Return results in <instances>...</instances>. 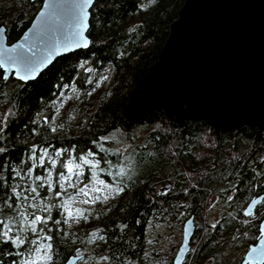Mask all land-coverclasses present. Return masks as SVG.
<instances>
[{"label": "trees", "instance_id": "1", "mask_svg": "<svg viewBox=\"0 0 264 264\" xmlns=\"http://www.w3.org/2000/svg\"><path fill=\"white\" fill-rule=\"evenodd\" d=\"M183 2L95 0L86 49L58 57L31 83H5L0 69V221L11 228L5 238L7 229L0 224V264H38L33 259L40 252L47 254L40 264H65L82 253L84 264H151L144 250L149 226L177 228L183 218L199 215L198 206L207 223L211 213L205 209L215 198L229 209L223 218L228 239L238 234L237 243L247 242L245 205L264 195V131L243 127L222 133L203 121H186L180 128L162 111L134 123L123 118L124 106L138 79L158 60ZM42 4L0 0V27L9 28L10 39L17 41ZM105 69L112 75L96 88ZM92 89L88 103L79 101L73 110L57 114L61 98L73 91L86 96ZM57 152L55 177L62 163L81 160L84 184L105 179L123 188L76 227H65L61 207L49 199L54 165L46 156ZM12 189L22 194L19 199ZM34 215L46 220L35 232ZM255 230L249 232L255 235ZM17 237L25 243H13ZM226 248L209 250L202 264L208 257L220 264L241 262L243 250L229 257ZM162 255L152 263H172Z\"/></svg>", "mask_w": 264, "mask_h": 264}, {"label": "water", "instance_id": "2", "mask_svg": "<svg viewBox=\"0 0 264 264\" xmlns=\"http://www.w3.org/2000/svg\"><path fill=\"white\" fill-rule=\"evenodd\" d=\"M42 1L18 41L8 44L7 28L0 27V60L14 56L5 50L21 44L35 54L34 78L21 80L23 71L5 65L0 67L5 83L10 76L31 83L58 57L82 51L91 42L86 33L95 0L86 8L83 39L77 35L83 0ZM157 59L138 79L123 108L127 122L162 111L180 128L186 121H203L222 133L243 127L264 131V0H184ZM263 199L249 201L244 215H253ZM193 218L183 223V241L173 264H184L190 252ZM259 233L242 264H264V219ZM80 258L72 256L65 264Z\"/></svg>", "mask_w": 264, "mask_h": 264}, {"label": "rangeland", "instance_id": "3", "mask_svg": "<svg viewBox=\"0 0 264 264\" xmlns=\"http://www.w3.org/2000/svg\"><path fill=\"white\" fill-rule=\"evenodd\" d=\"M87 64L83 63L82 68L86 67ZM111 71L110 69L104 70L102 73V77L97 79V84L96 88H100L105 83L107 82V79L111 76ZM95 88V89H96ZM93 90L91 92H88V95H82L81 91H73L70 94L64 96L61 98L60 101H58V106L55 107V110L57 114L62 113L65 109L68 108V110H73L74 105L78 104L77 102L82 101V104L88 103L89 100V95L93 93ZM96 91V90H94ZM76 113V112H74ZM46 157H48L51 162H54L52 168L49 169V185L53 186L52 188V194L49 196V199H56V204L60 206V211L61 215L65 217L64 220V225L66 228H69L71 226L76 227L81 223L82 217L84 215H88L92 210L96 209V207H99L101 204H105L106 200L108 198H112L115 193H117V187L113 184H110L105 179H99L92 181L90 183L84 184L83 179L81 177V172L80 169L82 168L83 164L82 161H75V160H70L69 162H64L63 168L59 171V174L55 177L54 171L55 169V163L58 160V155H50L48 154ZM87 160L91 161L94 160L93 156H89ZM68 167H71L73 169L72 172L68 171ZM78 171V175H75V173ZM61 173H63V176H61ZM84 189V192H81L80 190ZM57 193H59V196H57ZM87 193V195H85ZM47 199V198H45ZM47 199V201L49 200ZM87 201V203H85ZM214 203V201H213ZM213 203H210L208 213L210 212L211 207L213 206ZM206 217V215H205ZM209 219V215H207ZM215 217L211 218V222L214 224V219ZM150 227V226H149ZM150 229V228H149ZM164 229V228H163ZM162 228L157 229V233H163ZM152 230V228H151ZM162 230V231H160ZM175 231V229H174ZM152 232V231H151ZM157 233H154L153 235H156ZM149 234V233H148ZM176 232L173 234L172 239H167L165 234V238L162 237V239H159V242L157 244V247L159 250H161V255L163 257L173 255L174 254V249H172V243L177 239L176 237ZM149 235H147L148 237ZM155 241L153 240L151 242V245L154 247ZM239 252L241 251L242 244L240 243L239 246ZM152 248H144L146 251V258L150 259V263L153 264V259L150 258V256H153L152 254ZM43 255V256H42ZM41 252L37 255L34 256V261L40 264L44 259L46 253ZM160 255L158 256V258ZM202 258V262L204 261V258ZM157 259V258H156ZM155 260V259H154ZM227 263V262H225ZM77 264H84V260L77 263ZM207 264H211V261H209ZM220 264V263H219Z\"/></svg>", "mask_w": 264, "mask_h": 264}, {"label": "flooded vegetation", "instance_id": "4", "mask_svg": "<svg viewBox=\"0 0 264 264\" xmlns=\"http://www.w3.org/2000/svg\"><path fill=\"white\" fill-rule=\"evenodd\" d=\"M30 1L32 3H35L38 0H30ZM39 1H42V0H39ZM42 3H43V1H42ZM8 31H9V28L6 31V38L8 40V44H12L16 40L13 41L10 39ZM1 74H2V78H3L2 69H1ZM12 79L16 80L17 82H22L20 80L18 81L13 76H10L9 80H12ZM229 196L231 198L232 194ZM262 196L264 198V195H262ZM257 197L258 196L254 197V198H257ZM217 199L218 198H215L214 203H213V205L215 204V207L213 208V206H212L210 209V212H209V213H211V215H210L211 218L216 216V218L214 219V224H213V222H211V220L208 221L207 223L205 222V220H204L205 215L202 216L201 206L200 207L198 206L199 215H195V213L192 214V215H194L193 223H195V228H194L193 235H192L193 237L191 238V241L189 242L190 252L188 254H186L185 259L183 261L184 264H202L201 259L204 257V255L207 256V254L209 253V250L213 251V248H215V249L219 248L220 249V246H226L227 247L226 252H224V253H228L229 257H230V255L234 256V255H237V253H239V247H237V246H239V243H237V240L239 239L238 234L235 237L233 235H231L228 239V237L226 235L227 226H225L226 223L223 222V218L226 217L229 209H227L226 206L222 202H219V200H217ZM215 202L216 203L219 202V203L216 205ZM246 205H245V207H246ZM262 205H264V199L255 206L256 209H255V212L253 213V215H249V216L245 215V217H246L245 221H247L248 225H249V227H248V238L249 239H246L247 242L244 243V245H242L241 251L243 250V252L241 253V258H240L241 262H239L238 264H242L243 257L245 255V253L249 250V248L251 246L255 245V243L261 237V234L259 233V226H261L262 219H264V207H261ZM189 218H187V217L183 218L182 219V225H179L177 228H175V226H173L172 228H169L168 225L163 226L164 232L162 230H160L163 232L161 234L157 233V229H160V228H157L156 230H152V232H151L152 227H149L150 229H148V232L146 233L147 235H149L148 236L149 241L146 244L145 248H148V247H149V249L152 248L151 250H152L153 256H150V258H152L154 260V259L158 258L159 255H161V250H159V248L157 247L159 239H162V237L165 238L164 237L165 234H167V236H166L167 239H172L173 234L176 232L175 235H176L177 239H175V241L172 243V246H171L172 249H174V254L167 256L170 258V260L172 262L171 264L174 263L173 259H174L175 255L178 254L179 246L181 244V241H183V236H182V232H183L182 230L184 229L183 223L185 220H188ZM257 221H258V224H257ZM213 225H215V227H213ZM255 227L257 230H255V235L254 234L252 235L251 232H249V230L254 232ZM174 229H175V231H174ZM206 229H208L207 233H206ZM154 233H157V234L153 235ZM206 234H208V238H207ZM196 235L199 236V241H197V243L194 242ZM153 240L155 241V244H153L154 247L151 245V242ZM195 244L198 245L197 248H195ZM197 249H198V251H197ZM84 254L85 253L78 255L81 258H80V260L77 261V263L83 261ZM195 260H197V262ZM209 261H211V264H219L217 262V260H215L214 257L206 258L205 264H207Z\"/></svg>", "mask_w": 264, "mask_h": 264}, {"label": "snow or ice", "instance_id": "5", "mask_svg": "<svg viewBox=\"0 0 264 264\" xmlns=\"http://www.w3.org/2000/svg\"><path fill=\"white\" fill-rule=\"evenodd\" d=\"M94 2V0H83V4L80 6L79 8V18H78V31H77V35H79L81 37V39H83V30L86 27V17H87V12H86V8L91 5ZM43 15V14H42ZM2 31V30H0ZM84 46H87V41H85ZM6 53H15L14 56L12 55H6L5 58L3 60H0V67H4L5 65L8 66V69L11 70L12 66L15 65L17 67V69L19 71H23L25 74L24 75H20L19 78L21 80L27 81L28 79L34 78V74H35V67L33 66L35 63V54H31V49H25L24 45H18L17 47H14L12 49H6L5 50ZM0 131H3L2 128H0ZM4 149L0 148V152H3ZM34 151V149H33ZM47 154V153H46ZM56 155H60V152H57ZM87 163V161H85ZM54 163V162H53ZM68 171L72 172L73 169L71 167H68ZM17 175H19V173H17ZM61 176H63V173H61ZM37 179H40V177H37ZM31 192H35L36 189L32 188L30 190ZM81 192H84V189L80 190ZM123 188H118L117 189V194H119V192H122ZM12 194L14 196L17 197V199H19L21 197V193H17L15 191V189H12ZM85 195H87V193H85ZM57 196H59V193H57ZM12 197L9 196L7 198V200L5 201V203H8L9 200H11ZM23 199L25 201L28 200L27 196H24ZM33 199H35V197H33ZM85 203H87V201H85ZM12 205L9 204V207H11ZM46 223L45 218L39 216V215H34V218L31 220V231L35 232L36 228L35 226L37 224H44ZM55 223L59 224L60 221H55ZM0 224H3V227L5 229H7L6 231H4L2 233L3 237L8 238L9 232L11 231V228L9 227V225L7 223H4L3 221H0ZM213 227H215V225H213ZM48 239L50 240L51 237H48ZM13 243H18V244H24L25 241L20 239L19 237H17ZM34 243V242H33ZM48 249L52 248L51 244L47 245ZM49 260H51L52 258L49 256L48 257ZM105 259H107V257H105Z\"/></svg>", "mask_w": 264, "mask_h": 264}]
</instances>
